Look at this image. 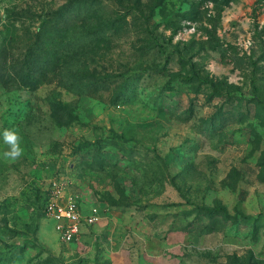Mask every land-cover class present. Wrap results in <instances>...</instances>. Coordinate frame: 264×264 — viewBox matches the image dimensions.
Returning a JSON list of instances; mask_svg holds the SVG:
<instances>
[{"label":"rangeland","instance_id":"374dc122","mask_svg":"<svg viewBox=\"0 0 264 264\" xmlns=\"http://www.w3.org/2000/svg\"><path fill=\"white\" fill-rule=\"evenodd\" d=\"M0 264H264V0H0Z\"/></svg>","mask_w":264,"mask_h":264},{"label":"built area","instance_id":"2783aa9c","mask_svg":"<svg viewBox=\"0 0 264 264\" xmlns=\"http://www.w3.org/2000/svg\"><path fill=\"white\" fill-rule=\"evenodd\" d=\"M56 191L48 202L46 212L57 222L63 241L70 242L81 232L82 213L74 197L65 196L60 190ZM99 219V209L93 207L89 220L95 223Z\"/></svg>","mask_w":264,"mask_h":264},{"label":"clouds","instance_id":"9594fccd","mask_svg":"<svg viewBox=\"0 0 264 264\" xmlns=\"http://www.w3.org/2000/svg\"><path fill=\"white\" fill-rule=\"evenodd\" d=\"M2 135L4 142L10 145V151L4 152V155L13 159L20 156L23 148L20 144L19 134L14 130L5 129Z\"/></svg>","mask_w":264,"mask_h":264},{"label":"trees","instance_id":"16d2710c","mask_svg":"<svg viewBox=\"0 0 264 264\" xmlns=\"http://www.w3.org/2000/svg\"><path fill=\"white\" fill-rule=\"evenodd\" d=\"M7 54V50H5V53H4V56ZM26 64H29V61L28 60H26L25 62H24V65H26ZM22 70H24V66H23V64H22ZM26 75H27V80L25 81V82H27V83H29V84H34L35 83V81L34 80H30L29 79V75H28V73H26ZM35 85V84H34Z\"/></svg>","mask_w":264,"mask_h":264}]
</instances>
